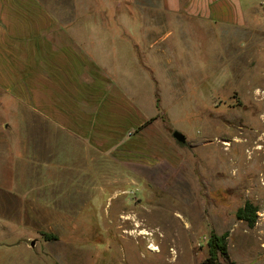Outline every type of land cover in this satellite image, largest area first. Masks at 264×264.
I'll return each instance as SVG.
<instances>
[{"label": "rangeland", "instance_id": "1", "mask_svg": "<svg viewBox=\"0 0 264 264\" xmlns=\"http://www.w3.org/2000/svg\"><path fill=\"white\" fill-rule=\"evenodd\" d=\"M44 1L68 16L97 15L98 30L133 33L138 59L122 52L107 66L143 109L144 141L130 143L144 148L127 162L92 150L78 181L49 183L44 116L4 107L0 91V129H27L34 144L18 188L49 194L25 199L34 206L15 220L0 214V264H199L212 231H228L237 262L264 264V0H244L245 22L225 26L136 3ZM247 200L258 206L253 225L237 216Z\"/></svg>", "mask_w": 264, "mask_h": 264}, {"label": "crops", "instance_id": "2", "mask_svg": "<svg viewBox=\"0 0 264 264\" xmlns=\"http://www.w3.org/2000/svg\"><path fill=\"white\" fill-rule=\"evenodd\" d=\"M113 1L156 7L166 15L219 26L246 20L244 0ZM68 15L56 12L44 0H0L2 102L4 107L17 111L16 103H21L44 116L41 166L44 181L49 183L78 181L81 155L89 158L92 150L127 162L130 149L143 150V142L131 147L130 140L140 136L143 140L147 125L137 99L107 66H116L118 62L111 59L122 52L138 59L140 46L138 41L130 40L133 33L106 24L98 30L105 20L97 15ZM155 18L150 16L152 21ZM94 47L112 57L100 58ZM5 128L0 129V214L15 220L18 213H27L34 206L25 199L49 194L18 188L24 173L20 159L33 151L34 144L27 129ZM64 171L74 172L70 180L51 177L54 172Z\"/></svg>", "mask_w": 264, "mask_h": 264}, {"label": "trees", "instance_id": "3", "mask_svg": "<svg viewBox=\"0 0 264 264\" xmlns=\"http://www.w3.org/2000/svg\"><path fill=\"white\" fill-rule=\"evenodd\" d=\"M257 210L258 206L247 200L246 203L237 210V216L247 220L249 224L253 225L257 219ZM47 235L55 237V235L51 233H47ZM227 238L228 231H224L221 234L212 231L208 239L209 255L199 264H218L220 256L224 259V264H243L231 257Z\"/></svg>", "mask_w": 264, "mask_h": 264}, {"label": "water", "instance_id": "4", "mask_svg": "<svg viewBox=\"0 0 264 264\" xmlns=\"http://www.w3.org/2000/svg\"><path fill=\"white\" fill-rule=\"evenodd\" d=\"M173 135L175 136V138L181 142H187V136L185 133H183L182 131L176 129L173 131Z\"/></svg>", "mask_w": 264, "mask_h": 264}, {"label": "bare ground", "instance_id": "5", "mask_svg": "<svg viewBox=\"0 0 264 264\" xmlns=\"http://www.w3.org/2000/svg\"><path fill=\"white\" fill-rule=\"evenodd\" d=\"M263 136H264V134H263ZM261 148V147H260ZM141 232H146V231H141ZM141 235V234H140ZM178 242V241H177ZM175 247V246H174ZM149 248H151L152 250H158V246L157 245H155V244H151L150 246H149Z\"/></svg>", "mask_w": 264, "mask_h": 264}]
</instances>
